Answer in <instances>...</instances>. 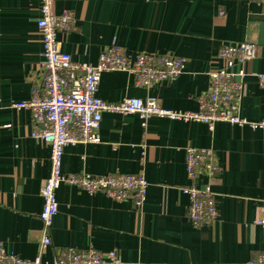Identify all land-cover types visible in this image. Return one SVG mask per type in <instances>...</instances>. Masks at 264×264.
Returning <instances> with one entry per match:
<instances>
[{
    "label": "crops",
    "instance_id": "0c3cea01",
    "mask_svg": "<svg viewBox=\"0 0 264 264\" xmlns=\"http://www.w3.org/2000/svg\"><path fill=\"white\" fill-rule=\"evenodd\" d=\"M40 0H0V242L10 255L53 262L64 249L117 251L122 264H247L264 255V135L261 130L225 122L213 129L195 121L137 114L104 113L101 142L65 148L66 174L98 177L143 172L149 187L144 206L116 202L103 193L62 185L42 248V189L51 172V147L33 138L28 101L42 83L43 43L37 22ZM54 11L74 13L77 24L60 32L63 51L76 63L97 64L112 45L127 55L158 54L182 59L184 72L173 82L137 87L123 71L104 73L98 96L109 104L127 98L156 97L163 107L198 110L197 99L210 87L209 73L220 69L226 45L253 42L257 56L248 76L242 117L264 120V6L253 0H55ZM213 149L222 172L200 175L210 184L219 219L195 228L189 219L191 185L186 149Z\"/></svg>",
    "mask_w": 264,
    "mask_h": 264
},
{
    "label": "built area",
    "instance_id": "2783aa9c",
    "mask_svg": "<svg viewBox=\"0 0 264 264\" xmlns=\"http://www.w3.org/2000/svg\"><path fill=\"white\" fill-rule=\"evenodd\" d=\"M264 6V0H253ZM55 0H40L41 18L37 22L43 43L42 83L35 85L28 101L13 104L17 110H29L34 123L33 138L51 147V172L42 189L44 200L40 219L44 225L42 248L51 245L48 231L59 212L57 191L62 185L78 187L89 195L103 193L116 202L133 200L141 210L147 198L149 182L143 172L132 175L114 173L88 177L66 174L63 171L65 148L70 145L100 143V128L104 113L137 114L143 121L152 117L171 120L201 122L213 129L219 122L258 129L264 135V120L250 121L241 115L245 79V66L257 56V46L249 41L226 45L218 55L220 69L209 73L210 87L197 99L198 110L176 111L162 106L156 97L127 98L109 104L98 96L104 73L123 71L134 77L137 87L151 89L161 82L175 81L185 69L182 59L158 54L127 55L120 47L112 45L100 55L97 64L76 63L63 51L58 34L70 32L77 24L74 13L54 11ZM264 89V72L258 75ZM186 171L191 185L181 190L189 197V219L195 228L219 219L216 194L210 184L199 188L200 175L218 176L222 169L213 149H186ZM256 224L264 228V212ZM0 264H122L117 251L102 253L94 248L61 251L53 262H43L40 257L28 260L7 253L0 242ZM247 264H264V255Z\"/></svg>",
    "mask_w": 264,
    "mask_h": 264
}]
</instances>
